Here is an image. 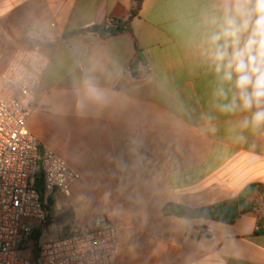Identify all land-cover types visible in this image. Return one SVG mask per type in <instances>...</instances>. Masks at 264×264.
<instances>
[{"label": "crops", "instance_id": "1", "mask_svg": "<svg viewBox=\"0 0 264 264\" xmlns=\"http://www.w3.org/2000/svg\"><path fill=\"white\" fill-rule=\"evenodd\" d=\"M134 2L0 0V79L18 51L43 48L51 64L28 126L79 175L69 194L44 197L40 236L103 217L117 264H264V127H243L251 113L239 107L220 110L233 97L239 105L238 90L225 83L227 99L216 95L204 54L215 30L204 17L219 0H143L130 18ZM90 27L119 30L64 36ZM86 78L100 100L85 96ZM249 188L255 208L236 220L166 212L218 207Z\"/></svg>", "mask_w": 264, "mask_h": 264}, {"label": "built area", "instance_id": "2", "mask_svg": "<svg viewBox=\"0 0 264 264\" xmlns=\"http://www.w3.org/2000/svg\"><path fill=\"white\" fill-rule=\"evenodd\" d=\"M112 26V22H111ZM51 64L40 45L18 51L1 76L0 93V264H117V238L103 217L55 239H35L45 220V201L35 188L40 169L45 196L69 194L77 172L55 151L42 146L28 121L35 112V94ZM264 230V222L258 224ZM201 236L213 233L197 229Z\"/></svg>", "mask_w": 264, "mask_h": 264}, {"label": "clouds", "instance_id": "3", "mask_svg": "<svg viewBox=\"0 0 264 264\" xmlns=\"http://www.w3.org/2000/svg\"><path fill=\"white\" fill-rule=\"evenodd\" d=\"M204 23L215 26L204 43V54L220 76L216 95L227 99L223 85L238 90L231 103L220 104L222 112L251 113L243 127H264V0H219L216 12L205 15ZM84 94L100 100L102 93L90 78L83 81ZM79 94V90H78Z\"/></svg>", "mask_w": 264, "mask_h": 264}, {"label": "trees", "instance_id": "4", "mask_svg": "<svg viewBox=\"0 0 264 264\" xmlns=\"http://www.w3.org/2000/svg\"><path fill=\"white\" fill-rule=\"evenodd\" d=\"M142 2H143V0H135L134 5L130 11V18L138 12V10L141 7ZM117 26L120 27L121 29H123V27H121L119 25H117ZM113 31H114V28L90 27V28H85L83 30H76V31L67 32L64 34V36L66 37V36H69L72 34L87 33V32H89V33H100L102 36H107V35L111 34ZM137 58L142 59L140 52H137ZM35 188L39 191L42 199L44 200V197H45L44 173H43L42 169L39 170V172L36 176ZM250 190H251V188L244 191L238 198H236V201H238L240 204L241 213L254 210V208H255L254 203L251 204L247 201V197L249 195ZM258 191H259V193L262 197V200L264 202V186H259ZM210 209H211L210 207L200 208V209H190V208H186V207H182V206H169V207H167L166 212L180 216V217H190V218L191 217H213V216L208 214V211ZM40 235H41V230L37 229L35 232V239L38 240L40 238Z\"/></svg>", "mask_w": 264, "mask_h": 264}, {"label": "water", "instance_id": "5", "mask_svg": "<svg viewBox=\"0 0 264 264\" xmlns=\"http://www.w3.org/2000/svg\"><path fill=\"white\" fill-rule=\"evenodd\" d=\"M117 30H119V28H116L114 32ZM239 212L240 208L238 201H233L218 207L211 208L208 211V214L222 219L236 220L239 217Z\"/></svg>", "mask_w": 264, "mask_h": 264}, {"label": "rangeland", "instance_id": "6", "mask_svg": "<svg viewBox=\"0 0 264 264\" xmlns=\"http://www.w3.org/2000/svg\"><path fill=\"white\" fill-rule=\"evenodd\" d=\"M5 87V86H4ZM4 87H2V86H0V93H4V91L6 90V87L4 88ZM40 239H42V240H49V239H55L53 236H51V234H49V238H47L46 239V236L45 237H43V238H41V236H40Z\"/></svg>", "mask_w": 264, "mask_h": 264}]
</instances>
